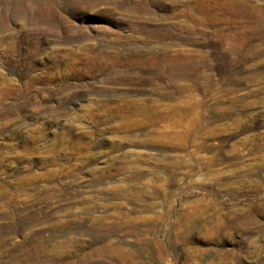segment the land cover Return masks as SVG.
I'll use <instances>...</instances> for the list:
<instances>
[{"label":"rangeland","instance_id":"1","mask_svg":"<svg viewBox=\"0 0 264 264\" xmlns=\"http://www.w3.org/2000/svg\"><path fill=\"white\" fill-rule=\"evenodd\" d=\"M241 2L0 0V264H264V0Z\"/></svg>","mask_w":264,"mask_h":264},{"label":"bare ground","instance_id":"2","mask_svg":"<svg viewBox=\"0 0 264 264\" xmlns=\"http://www.w3.org/2000/svg\"><path fill=\"white\" fill-rule=\"evenodd\" d=\"M237 1V0H236ZM242 0H238V4L240 5V2H241ZM244 2V1H243ZM230 3V2H229ZM242 3V2H241ZM245 3V2H244ZM231 5V4H230ZM247 5V4H246ZM218 6H220V5H218ZM244 7V6H243ZM247 7V6H246ZM246 7H244V8H246ZM220 8V7H219ZM205 11V10H204ZM209 11V10H208ZM202 14H204V13H202ZM210 16H212V13L211 12H209L208 13ZM207 14V15H208ZM205 15V14H204ZM206 16V15H205ZM215 17H217L216 16V13H215ZM23 215V214H22ZM27 215V214H26ZM24 216V215H23ZM31 216V215H30ZM59 220V219H58ZM57 220V221H58ZM58 223V222H57ZM59 224V223H58ZM58 224H55L54 222H50V223H48L46 226L45 225H43L42 227H40V229L39 230H42V229H47L48 230V232H49V236H52L53 234H55V232H56V230H55V226L56 225H58ZM69 242H70V244L71 245H77V242L74 240V239H71V240H69ZM49 243V240H47V239H44L43 237H41V236H36L32 241H29L28 243H26L27 245H25V246H27L26 247V249H25V251H23L24 253H22L21 255H20V257L21 258H23V259H36L40 254H45L44 252H46V248H45V246L47 245ZM16 245H17V243H16ZM79 245V244H78ZM106 248H107V252L109 253V255L110 256H116V252H117V249H120L117 245H107L106 244ZM18 247V246H17ZM21 247H23V246H21ZM74 248V247H73ZM76 249V248H75ZM116 253V254H115ZM123 254V253H122ZM124 254H126V253H124ZM123 254V255H124ZM129 254V253H128ZM133 255V254H132ZM128 257H129V255H128ZM132 256H130V258H131ZM38 259V258H37Z\"/></svg>","mask_w":264,"mask_h":264}]
</instances>
